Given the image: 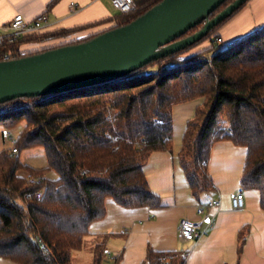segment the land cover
Here are the masks:
<instances>
[{
    "label": "trees",
    "instance_id": "16d2710c",
    "mask_svg": "<svg viewBox=\"0 0 264 264\" xmlns=\"http://www.w3.org/2000/svg\"><path fill=\"white\" fill-rule=\"evenodd\" d=\"M159 1L135 0L136 8L118 12L114 25L65 44L126 24ZM232 1L221 2L209 18ZM244 4L192 44L125 74L0 102L1 125L25 122L12 147L40 145L47 160L45 167L34 168L12 148L0 151L1 257L19 264H71V252L82 246L90 223L104 216L107 196L125 207H159L160 196L151 190L144 165L152 152L172 149L173 105L196 98L201 101L186 122L178 150L192 193L198 196L213 187L208 159L213 144L226 139L246 147L240 186L256 189L264 210V25L223 48L217 33ZM94 25L59 29L50 37ZM37 37L32 32L0 45V60L58 46L22 50L23 43L41 39ZM48 169L57 176L45 177ZM19 171L40 176L41 182L29 183ZM245 233L239 232V249ZM103 251V241L98 242L92 264L102 263ZM144 261L183 264L184 255L148 247Z\"/></svg>",
    "mask_w": 264,
    "mask_h": 264
},
{
    "label": "crops",
    "instance_id": "0c3cea01",
    "mask_svg": "<svg viewBox=\"0 0 264 264\" xmlns=\"http://www.w3.org/2000/svg\"><path fill=\"white\" fill-rule=\"evenodd\" d=\"M18 13L26 20L45 14L48 22L43 30L50 31L95 23L79 31V35L114 25L119 14L110 0H0V33L10 31L8 24ZM263 25L264 0H247L217 33L224 44ZM31 43H23L21 48H28ZM200 101L196 98L173 106L172 149L152 152L144 165L148 184L160 196L161 205L125 207L107 196L104 216L90 223L82 246L71 252V264H92L94 247L101 241L105 254L101 264H149L144 261L148 247L181 251L183 264H264V210L259 192L240 186L246 147L226 139L213 144L207 166L213 187L198 196L192 193L178 162L186 122ZM177 107L180 115L175 119ZM238 190L243 191L244 206L233 209L231 196ZM213 199L220 201L219 206L208 207L204 212L212 216L211 226L197 239L182 240L178 234L179 220L204 217L205 214L196 212V205ZM244 229L245 238L239 249V232ZM86 242L89 250L84 254ZM0 264L19 263L0 256Z\"/></svg>",
    "mask_w": 264,
    "mask_h": 264
},
{
    "label": "water",
    "instance_id": "95a60500",
    "mask_svg": "<svg viewBox=\"0 0 264 264\" xmlns=\"http://www.w3.org/2000/svg\"><path fill=\"white\" fill-rule=\"evenodd\" d=\"M160 0L126 24L90 39L0 60V102L93 84L192 44L247 0ZM204 19L192 34L175 39Z\"/></svg>",
    "mask_w": 264,
    "mask_h": 264
},
{
    "label": "built area",
    "instance_id": "2783aa9c",
    "mask_svg": "<svg viewBox=\"0 0 264 264\" xmlns=\"http://www.w3.org/2000/svg\"><path fill=\"white\" fill-rule=\"evenodd\" d=\"M111 5L119 13H128L136 8L135 0H110ZM73 5V4H72ZM48 19L45 14H41L32 20H26L21 14H15L9 22L8 33H0V45L5 42L11 43L21 38L23 35L37 32L46 26ZM13 151H16L13 148ZM36 195L39 197L41 192L38 191ZM220 201L213 199L207 201L206 203H198L196 205V212L200 215H204L205 209L212 206H219ZM231 206L233 209H240L244 206V194L242 190L236 191L231 196ZM207 216V219L205 217ZM212 216L205 214L197 220H192L189 218L182 217L178 223V234L182 240H194L200 237L206 230L207 227L212 224ZM122 230L121 232H124Z\"/></svg>",
    "mask_w": 264,
    "mask_h": 264
},
{
    "label": "rangeland",
    "instance_id": "374dc122",
    "mask_svg": "<svg viewBox=\"0 0 264 264\" xmlns=\"http://www.w3.org/2000/svg\"><path fill=\"white\" fill-rule=\"evenodd\" d=\"M256 30L257 29L253 30L252 32H254ZM57 31L58 30L50 31V30H43V28L40 29L39 31H37V34H39V37H37V39H40V37H41V39L37 40V41H32L30 47L22 48V50L25 52L36 51V50L43 49L45 47H50V46L59 45V44H65L67 42H71V41H74L76 39L86 37L90 34L89 33V34L79 35L80 34L79 31H74V32H69V33L67 32L65 34H61L60 36L50 37L51 33L57 32ZM252 32H250V33H252ZM46 35H47V37H46ZM235 41L236 40L231 41L229 43L227 42V43L221 44V47L222 48L226 47ZM172 110H173V107H172ZM178 110H179V108L177 107L175 109V119H177L180 115V112H178ZM24 126H25L24 120H21L15 124L11 125L10 127H7V128L0 124V151L1 150H10L12 148V152L16 156H18L19 160H21L22 162L27 163L34 168L45 167L47 165V160H46V156L44 154V148L42 146H40V145L32 146V147H28V148H24V149H20V150H17L15 147H12L15 139L19 136L21 131L24 129ZM13 148H15L16 151H13ZM18 173H19V175L24 176L29 183L39 184L41 182L40 176L30 175L26 171H19ZM44 176L47 178H55L57 176V173L53 169H48L45 172ZM88 250H89V242H86L84 247H83L84 254L86 252H88ZM104 258H105V254L103 251V258L102 259H104Z\"/></svg>",
    "mask_w": 264,
    "mask_h": 264
}]
</instances>
